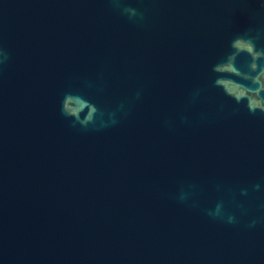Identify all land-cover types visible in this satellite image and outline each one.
Wrapping results in <instances>:
<instances>
[{
    "label": "water",
    "instance_id": "95a60500",
    "mask_svg": "<svg viewBox=\"0 0 264 264\" xmlns=\"http://www.w3.org/2000/svg\"><path fill=\"white\" fill-rule=\"evenodd\" d=\"M243 34L264 0H0V264H264V113L212 71Z\"/></svg>",
    "mask_w": 264,
    "mask_h": 264
},
{
    "label": "clouds",
    "instance_id": "9594fccd",
    "mask_svg": "<svg viewBox=\"0 0 264 264\" xmlns=\"http://www.w3.org/2000/svg\"><path fill=\"white\" fill-rule=\"evenodd\" d=\"M130 16H137L134 8H125ZM231 51L218 63L212 71L217 74L214 85L223 90L224 94L237 104L243 103L252 114L264 113V48H257L255 39L247 34L237 35L230 42ZM241 56L248 57L247 70L238 65ZM5 56L0 64L6 60ZM248 83H244V82ZM87 110L86 114L82 113ZM61 112L73 120V125L79 124L87 129L96 122L98 107L77 93H65L61 103ZM259 188V185L255 186ZM229 222H235L233 217Z\"/></svg>",
    "mask_w": 264,
    "mask_h": 264
}]
</instances>
